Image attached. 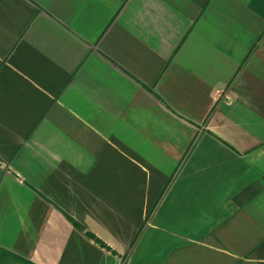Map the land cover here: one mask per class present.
<instances>
[{
    "label": "crops",
    "instance_id": "1",
    "mask_svg": "<svg viewBox=\"0 0 264 264\" xmlns=\"http://www.w3.org/2000/svg\"><path fill=\"white\" fill-rule=\"evenodd\" d=\"M0 252L264 264V0H0Z\"/></svg>",
    "mask_w": 264,
    "mask_h": 264
},
{
    "label": "rangeland",
    "instance_id": "2",
    "mask_svg": "<svg viewBox=\"0 0 264 264\" xmlns=\"http://www.w3.org/2000/svg\"><path fill=\"white\" fill-rule=\"evenodd\" d=\"M0 264H24L22 261L8 255H0Z\"/></svg>",
    "mask_w": 264,
    "mask_h": 264
},
{
    "label": "trees",
    "instance_id": "3",
    "mask_svg": "<svg viewBox=\"0 0 264 264\" xmlns=\"http://www.w3.org/2000/svg\"><path fill=\"white\" fill-rule=\"evenodd\" d=\"M73 224H74L75 226L80 227V225H79L76 221H74V220H73ZM88 235H89L91 238H93L96 242L101 243L100 240H99L98 238H96L95 236H93L92 234H89V233H88ZM101 244H102V243H101ZM0 255H6V254L0 252Z\"/></svg>",
    "mask_w": 264,
    "mask_h": 264
}]
</instances>
